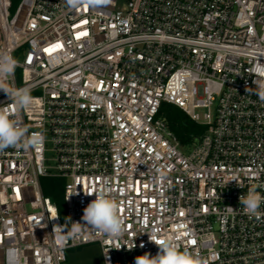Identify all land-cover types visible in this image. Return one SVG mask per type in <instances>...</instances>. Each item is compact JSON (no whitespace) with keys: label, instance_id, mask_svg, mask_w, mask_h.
<instances>
[{"label":"built area","instance_id":"obj_1","mask_svg":"<svg viewBox=\"0 0 264 264\" xmlns=\"http://www.w3.org/2000/svg\"><path fill=\"white\" fill-rule=\"evenodd\" d=\"M0 52L31 89L22 122L44 136L0 153V264H65L90 244L104 264H135L159 252L151 231L205 264H264V215L239 202L252 185L264 194V102L246 91L264 78V0H0ZM163 103L206 126L188 152ZM44 177L64 180L66 222ZM98 189L120 204L121 238L53 231L83 223Z\"/></svg>","mask_w":264,"mask_h":264},{"label":"clouds","instance_id":"obj_2","mask_svg":"<svg viewBox=\"0 0 264 264\" xmlns=\"http://www.w3.org/2000/svg\"><path fill=\"white\" fill-rule=\"evenodd\" d=\"M110 3L111 0H65L69 10L81 8L96 10ZM17 67L18 61L11 53L0 52V91L9 98L5 106H0V153L10 147L28 151L38 147L44 141L41 133H29L28 127L20 118V114L32 105L33 97L30 88L15 86L14 76ZM253 83L256 87L246 88V91L256 95L260 102H264V78L255 79ZM85 194H95V199L84 208L81 218L83 223L70 220V229L54 226L53 231L58 233L69 231L72 238L83 235L85 231L90 235L103 234L108 239L121 238L126 231V226L120 215L119 202L106 194L103 189H98L94 193L85 192ZM239 202L247 215L255 218L264 215L261 212L264 194L258 190L257 185L250 186L247 193L239 197ZM145 233L149 235V240L159 247V252L155 256L150 253L138 256L135 264H205L198 254L194 255L187 250L181 251L172 239H157L155 231ZM57 239L63 243L65 237L58 236ZM10 254H14V250H10Z\"/></svg>","mask_w":264,"mask_h":264},{"label":"trees","instance_id":"obj_3","mask_svg":"<svg viewBox=\"0 0 264 264\" xmlns=\"http://www.w3.org/2000/svg\"><path fill=\"white\" fill-rule=\"evenodd\" d=\"M158 116L166 121L169 129L177 136L184 148L193 144L196 138L206 131V126L192 121L184 111L169 103L161 105ZM41 184L44 195L53 198L62 218L63 210L66 208L63 199L64 180L57 177H44L41 180ZM81 248L82 246L77 247L79 250ZM69 258L68 254L67 261Z\"/></svg>","mask_w":264,"mask_h":264},{"label":"rangeland","instance_id":"obj_4","mask_svg":"<svg viewBox=\"0 0 264 264\" xmlns=\"http://www.w3.org/2000/svg\"><path fill=\"white\" fill-rule=\"evenodd\" d=\"M16 6V2H14V8ZM13 8V10H14ZM206 109H199V113L203 115ZM184 152H188L190 150L189 147H182ZM46 157L49 159L47 164L49 166H54V161L52 158L54 157V153L49 151L46 153ZM62 220L66 222V209L63 210ZM69 260L65 264H104L103 257L101 254V248L98 244H90L86 246H82L81 250L77 248H73L69 250Z\"/></svg>","mask_w":264,"mask_h":264},{"label":"snow or ice","instance_id":"obj_5","mask_svg":"<svg viewBox=\"0 0 264 264\" xmlns=\"http://www.w3.org/2000/svg\"><path fill=\"white\" fill-rule=\"evenodd\" d=\"M45 51H48L47 49Z\"/></svg>","mask_w":264,"mask_h":264}]
</instances>
